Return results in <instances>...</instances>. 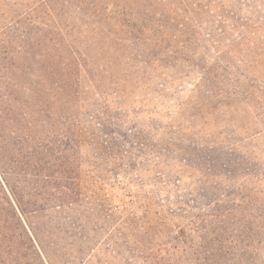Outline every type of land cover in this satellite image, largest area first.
<instances>
[{
  "label": "rangeland",
  "instance_id": "rangeland-1",
  "mask_svg": "<svg viewBox=\"0 0 264 264\" xmlns=\"http://www.w3.org/2000/svg\"><path fill=\"white\" fill-rule=\"evenodd\" d=\"M154 3L130 1L141 11L172 9ZM206 10L202 19L185 15L204 42L180 45L168 60L161 51L165 41L135 46L137 40L111 33L102 20L103 27L80 16H64L49 27L46 21L59 55L55 68L33 56L41 49L31 38L41 25H30L25 15L0 17L1 26L12 22L21 37L15 45L17 97L24 103L33 95L31 116L20 107L15 129L22 133L36 122L33 133L52 142L55 179L73 183L79 194L69 214L40 210L57 226L80 233L76 223L88 230L86 253L67 247L70 264H127L128 258L141 264L146 254L175 245L182 227L192 234L191 220L228 233L239 229L247 239L264 222V94L257 90L264 77V29H255L264 0H212ZM161 18L163 28L176 24ZM158 34L144 38L155 41ZM189 49L197 55L186 60ZM208 70L213 76L204 82ZM237 72L241 81H232ZM35 150L43 152L40 145ZM55 186L40 182L39 192L49 197L59 191Z\"/></svg>",
  "mask_w": 264,
  "mask_h": 264
},
{
  "label": "trees",
  "instance_id": "trees-1",
  "mask_svg": "<svg viewBox=\"0 0 264 264\" xmlns=\"http://www.w3.org/2000/svg\"><path fill=\"white\" fill-rule=\"evenodd\" d=\"M130 1L135 0H0V17L5 18L9 15L13 19L18 14L25 15V19L31 22L30 25H41L42 28L35 31L37 35L31 38L41 49L33 56L52 68L57 67L56 58H59V55L55 51V39L45 32L48 28L44 25L49 21L50 24L47 25L49 27L64 16H80L82 20H92L100 27H103L102 23L105 22V29L111 33L115 31L122 35L123 39L132 37L137 40L139 43L134 44L135 46H143L148 42L159 45L165 41L167 50L163 48L161 51L166 60L168 57L177 56L180 45L198 46L200 45L198 42H204L195 35L198 26L189 25L185 15L188 19L197 17L202 19L212 0H152L158 5L170 4L172 9L169 13L156 9L150 12L141 11V7H131ZM152 15L160 18L153 21L150 19ZM180 15L185 17L182 18ZM161 17H166L176 24H171L168 29L163 28ZM100 20L102 23H99ZM255 20L259 22L255 29L257 27L264 29V17ZM157 23L161 24V29ZM13 29L12 22L6 26L0 25V264H70L73 261L66 258L67 247L71 244L72 247H79L80 252L86 253L89 249L88 240L86 241L89 236L86 234L88 230H83V225L74 223V230L84 234V238H81L80 233L72 231L73 227L57 226L49 218L47 211H40L51 209L59 216L69 214V210H73V206L79 203V194L72 187L73 183L63 180V177L55 179L56 168H59V165H54L49 160L52 142L48 137L36 136L33 133L36 122L34 121V127L33 123H31L32 127L25 125L22 133H18L15 129L20 107L25 111L22 115L31 116L29 110L33 95H30L24 103H21L17 97L15 45L20 42L21 37L17 38L18 35ZM154 31H159L156 36L161 37L158 40L151 41L144 38V35ZM242 37L246 40L248 38L244 35ZM34 44L31 42L30 45ZM260 47L264 56V45ZM192 52L195 51L191 49L184 51V59L189 60L191 56L197 55ZM199 53L205 56L203 51ZM255 58L258 59L257 55ZM219 59L223 60L225 56L219 53ZM214 63L217 64L218 61ZM229 63L230 61L225 64L230 70H238V65ZM211 73L212 70H208L201 75L202 81L210 82L213 76ZM218 76L221 79V76ZM235 76L232 81H241L238 72ZM225 77L227 80L230 79L228 75ZM214 80L217 82L218 78L214 77ZM257 80L261 84V87L257 88L258 94H264V77H259ZM38 145L42 147L43 152L34 151ZM58 171L61 173V169ZM48 181H54L55 188L58 187L59 191L46 197L39 190L40 182ZM36 198H42L43 207H39V200ZM201 220H199L200 224L190 221V225L193 226L192 234H187L186 227H182L173 237L175 245L166 249L161 248V254L157 252L156 255L146 254L141 264H264V222L251 229L252 237L247 239L243 235L240 236L239 229L228 233L227 229L221 227L214 229L211 223L205 222L204 219L201 223ZM69 235L76 241L70 242ZM140 244L148 245L144 241ZM138 247H134L131 253L134 258L137 256ZM80 252L78 254H81ZM190 253L195 257V261H193L194 257H189ZM135 263L131 262L130 258L127 259V264Z\"/></svg>",
  "mask_w": 264,
  "mask_h": 264
}]
</instances>
